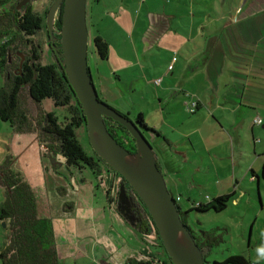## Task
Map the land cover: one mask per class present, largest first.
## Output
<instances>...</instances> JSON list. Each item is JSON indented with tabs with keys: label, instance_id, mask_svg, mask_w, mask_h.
<instances>
[{
	"label": "rangeland",
	"instance_id": "1",
	"mask_svg": "<svg viewBox=\"0 0 264 264\" xmlns=\"http://www.w3.org/2000/svg\"><path fill=\"white\" fill-rule=\"evenodd\" d=\"M244 1L87 0V65L99 100L119 113L127 114L132 121L141 112L147 127L151 125L149 128L162 135L156 139L143 130L157 156L158 144L174 151V140L179 139L175 146H187L191 152L187 153L190 156L185 166L192 165L193 168L195 162L190 160L192 158L198 165L205 162V169L199 173L191 172L187 179L186 170L174 172V161L169 162L171 169L167 171L157 160L168 190L172 193L182 190L179 204L185 205L184 211L191 206V203L187 204L188 195L204 200V195L212 194L217 187L214 184L216 169L209 162L208 147L199 146L197 129L201 127L199 121L203 115L197 120L194 117L202 112L208 117L203 121L205 129L213 124L218 127L211 115L219 119V115L227 113L223 106L229 108V104L224 103L219 111V98L231 85L245 78L241 69L246 67L237 60L238 51L233 43L251 44L247 41H252L251 28L256 20L243 19L248 13L238 14L236 5L242 6ZM50 3L51 0H31L24 10L19 11H35L43 16ZM246 5L248 9L243 11L250 9L251 2ZM96 36L108 45L106 59H101L95 51ZM34 39L45 44L48 40L45 30L42 29ZM221 54H227L223 61ZM9 59V69L14 70L18 55L10 53ZM40 62H54L47 48H42ZM5 84L6 77L0 71V86ZM250 86L247 93L259 94L264 105L263 88L260 90L257 86L259 89L255 90L253 84ZM211 97L213 105L209 103ZM199 101L202 104L200 112L192 113L190 108ZM20 106L31 120H37L38 113L42 112L38 109L53 112L59 122L67 114L64 108L54 107L50 100L36 105L28 95L27 86L21 92ZM262 108L264 106L257 115L264 119ZM33 126L35 123L27 132L19 133L0 121V166L9 167L14 175L19 176L20 183L26 184L37 196L38 216L51 220L58 255L63 261L60 264H101L102 261L121 264L125 255L131 254L120 249L124 239L132 249L141 250L138 240L130 237V232L124 228L127 225L120 223L119 213L123 210L116 195L112 200L107 196L110 187L107 182L105 186L101 177L105 173L97 175L88 167L65 168L63 164L58 167L56 162H62L58 155L53 158L56 159L53 163L59 174L56 172L58 175L52 176L51 162L42 158L43 147ZM190 129L196 130L190 138L197 147L194 154L187 139L177 138L174 133ZM210 133L217 141L223 136L221 131L211 130ZM77 139L83 150L93 155L86 126L77 130ZM209 148L213 149L212 153L215 151L213 147ZM215 158L216 165H219L221 162ZM225 174L230 172L225 170ZM174 178L180 183L179 188L174 187ZM191 180L195 182L194 189L188 187L187 181ZM111 193L114 194L112 189L110 198ZM248 193H251L250 189ZM251 198L252 207L232 208L227 204L226 211L220 213L189 211L187 221L192 231L197 233L217 228L221 229L218 233L224 234L223 241L206 254L207 262H222L228 256L236 255L251 264H264V211L260 210L261 202L255 189ZM4 199L5 189L0 184L1 205ZM254 215H257V221L253 225ZM4 229L2 227L0 232L4 233ZM96 242L101 246L94 245ZM133 244L137 246L133 248ZM93 254L97 255L96 260L92 259Z\"/></svg>",
	"mask_w": 264,
	"mask_h": 264
},
{
	"label": "trees",
	"instance_id": "2",
	"mask_svg": "<svg viewBox=\"0 0 264 264\" xmlns=\"http://www.w3.org/2000/svg\"><path fill=\"white\" fill-rule=\"evenodd\" d=\"M19 1L0 0V71L6 77L5 86H0V121L9 124L19 133L27 132L35 123L33 130L36 132L40 146L43 147L41 156L47 162H51L52 172H57V167L52 163L56 162V159L53 158L59 155L65 168L83 169L88 167L92 172L96 171L95 174L97 175L103 172L113 173L114 176L122 180V184L132 190L124 178L105 164L94 151L93 155L90 156L83 150L77 139V130L80 128L85 129L86 120L68 82L61 60L55 58L51 64H42L40 62L41 55L36 48L37 45L32 43L34 37L42 29L45 30L47 38H49L45 22L48 9L54 0H51L43 16L35 11L21 13L23 9L18 12L16 5ZM61 16L62 7L55 15L53 29L56 31H60ZM29 41L32 45L33 55L27 58L20 67L17 63L14 70H10L8 64L9 49L12 46L17 49L19 42ZM40 43L37 41L38 46ZM94 46L98 56L101 59H106L108 45L105 40L96 36ZM26 86L30 99L36 105L39 106L43 101L50 100L54 107L64 108L67 114L63 117V121L59 122L53 112H46L43 109H38L42 112L38 113L37 120L29 119L20 106V95ZM193 112H195V109H193ZM122 115L127 117V115ZM127 118L129 119V117ZM133 122L142 131L151 133L152 137L156 139L162 137L159 133L147 127L141 112L137 114ZM104 123L117 143L129 152L136 151L132 136L122 125L110 118H104ZM56 164L59 163L56 162ZM157 167L160 170L158 163ZM262 178L264 179V166ZM0 184L5 189V199L0 205V222L6 224L4 239L0 248V264H60L62 260L58 255L51 220L38 216L37 196L31 192L26 184L20 183V178L16 173L14 175L9 167L3 165L0 166ZM169 192L179 209L182 223L188 226L196 245L200 248L205 264H251L242 256L236 255L228 256L222 262H207L205 259L206 254L209 253L211 248L218 246L223 241L222 236L224 234L218 233L217 231L221 229L217 228L196 233L188 225L187 214L189 211L195 210L199 213L223 212L232 198L231 194L216 197L206 204L199 203L197 207L183 212L180 208V201L176 202L177 195L171 191ZM109 193L110 190L107 191V196L109 200H112ZM139 202H141L140 199ZM131 219L141 233L149 235L153 231L158 240L161 241L143 203L142 211H135V215ZM160 244L163 249L161 242ZM163 252L166 256L164 264H172L164 249ZM123 264H153V262L130 257Z\"/></svg>",
	"mask_w": 264,
	"mask_h": 264
},
{
	"label": "crops",
	"instance_id": "3",
	"mask_svg": "<svg viewBox=\"0 0 264 264\" xmlns=\"http://www.w3.org/2000/svg\"><path fill=\"white\" fill-rule=\"evenodd\" d=\"M250 2V9L243 11L244 9H248L246 8V4H249ZM237 3L239 4V1H237ZM238 4L236 5L238 14L241 15L243 13H248V15H245L243 19L249 18L251 20H256L251 28L252 41H247L251 44H247L245 42L237 43L236 41L233 43L234 49H237L238 51L236 55L237 60L240 61L241 66L246 67V69H241L245 75V78H241V82L231 85L228 90L224 91L219 98V111L224 108L227 113L222 114L221 116L219 115V119H216L213 115H211L212 118H214L218 123V127L213 124L210 127L207 126L208 128L205 129L203 121L206 119L208 120V117L205 114H201L202 112L199 111V109L202 107L200 101L194 103L195 111L200 112L197 113L196 117L194 118L197 120L200 115H203V118L199 121L201 127L197 129L199 140L201 142L199 146L203 145L204 147H208L206 148V151L209 156V162H211L210 164L216 169L214 184L217 185V187H213L215 189L212 191V194L204 195V200L202 197L195 199L192 197L193 195H188L187 204L191 203V206H189L186 211L197 207L199 203L206 204L216 197L230 194L232 195L231 202L229 200L228 203L230 207H252L253 199L251 197L254 196V189L255 192H257L258 198L261 202L260 210L261 212L264 211V179L262 178L264 166V119L259 118L257 115L258 111L264 105L262 104L263 101H260L261 99L259 94L247 93V91L249 92L248 87L251 88L250 84L254 85L255 90L259 89L257 86H260V90L262 88L264 90V42H262L264 40V0H245L242 6ZM247 32L250 34L249 30H247ZM226 58L227 54L220 55V59H222V61ZM209 103L211 105L214 104L213 97L209 99ZM224 103H228L229 108L224 106L222 108V104ZM262 109L264 111V108ZM257 120L259 125L255 122ZM149 127L152 126L149 125ZM211 130L213 132H222L223 136L220 137V141H217V139H215L216 136L214 137V135L210 133ZM195 131V129H190L187 131H174V133L177 135V138L187 139V142L190 145L189 147H191V149L194 151H192L193 154L197 150V147L190 140V138L194 135ZM178 140L179 139L174 140V151L166 149L165 147L158 144L159 156L156 154L157 160L158 162L160 161V165H163L164 169L167 171L171 169L169 162L174 161V172L186 170V178L188 179L191 172L196 171L199 173L200 170L205 169V162H202L201 165H198L192 158L190 160L195 162L193 163V168L192 165L189 167L185 166L184 164H187L186 160L188 159V156H190L187 155V153L191 152L188 151L189 149H187V146H184L183 148H179V146L176 147L175 144H178ZM209 147H213L215 151L212 153L211 150L213 149H210ZM215 157H217L218 161L221 162L219 165H216L217 163ZM223 161L224 164L222 163ZM58 163L59 167L62 162L59 161ZM53 165L55 164L53 163ZM225 170L228 173L230 172V174H225ZM57 173L52 172L51 175H58L59 173ZM101 177L104 179L105 186L107 185V182V186L110 187V191L111 189L113 190L114 194L111 193V199H113L115 195L117 196L119 178L114 176L112 173H105V176L101 175ZM64 178L67 180L66 176H64ZM58 181L60 182L61 180ZM178 184L180 183L174 178V187L179 188ZM187 184L188 187L194 189L192 185H195V182L193 180L187 181ZM248 189L251 191L250 194L248 193ZM239 190L242 192H239ZM175 192L176 193L174 194L181 198V202L183 195L182 190L177 189ZM184 206L185 205L182 204L180 205V208L183 212H186L184 211ZM226 209L224 211H226ZM117 213L115 214L117 215ZM119 215H121L119 217L120 223L122 225L123 223L124 225H127L128 228L124 226L123 227L130 232V237H134L138 240L137 244L139 247H141V250H134L129 246L130 244L128 240L125 242L124 239V243L121 245L120 249L124 250V252L126 251V253H131L130 255H125V261L130 257H134L136 259L150 260L153 262V264H164L166 262V256L163 252L164 248L162 249L160 244L161 241L158 240L154 232H148L149 235L141 233L132 219L124 212L121 211V214L119 213ZM256 221L257 215H254L253 225ZM1 230L2 226L0 222V231ZM3 239L4 233L0 232V248L2 246ZM94 245L101 246L98 242H96ZM132 246L134 248L137 245L133 244ZM96 258L97 255L93 254L92 259L96 260ZM101 264H107V262L102 261Z\"/></svg>",
	"mask_w": 264,
	"mask_h": 264
},
{
	"label": "water",
	"instance_id": "4",
	"mask_svg": "<svg viewBox=\"0 0 264 264\" xmlns=\"http://www.w3.org/2000/svg\"><path fill=\"white\" fill-rule=\"evenodd\" d=\"M31 0H20L22 10ZM87 0H54L46 15V27L53 44L55 15L62 7L59 58L68 82L82 108L92 150L128 183L146 207L163 248L172 264H205L187 225L182 223L164 176L157 167V156L136 123L101 102L87 65ZM104 118L122 125L132 136L136 151L129 152L108 132ZM124 195L119 188V200ZM5 228L6 224L1 222Z\"/></svg>",
	"mask_w": 264,
	"mask_h": 264
},
{
	"label": "flooded vegetation",
	"instance_id": "5",
	"mask_svg": "<svg viewBox=\"0 0 264 264\" xmlns=\"http://www.w3.org/2000/svg\"><path fill=\"white\" fill-rule=\"evenodd\" d=\"M29 5V4H27ZM27 5L25 7H27ZM23 8V10L25 9ZM86 17H87V12H86ZM56 39H54L53 44L50 42V36L48 40L45 42V44L40 43L38 46L37 41L35 39L32 40V43L37 45V50L39 51L40 55L42 56V48H47V52L51 53V55L55 58H59L60 55V35L59 31L54 30ZM30 42V41H29ZM19 42L17 49H14L12 46L11 49H9L8 54L10 53H16L18 55V66L20 67L30 56L33 55L32 53V45L31 42ZM23 51V53L21 52ZM8 62H11L8 56ZM19 70V68H17ZM142 131V130H141ZM142 133L145 136V133L142 131ZM135 152V151H133ZM113 174V173H112ZM115 175V174H114ZM117 177V176H116ZM119 178V177H118ZM123 188V193L124 195L120 198L119 200V188ZM118 191H117V196L116 200L118 202V205L122 207V212H124L128 217H133L135 215V211H142V203L139 202L138 196L134 193L133 190H129L128 187L125 184H122V180L119 178L118 179Z\"/></svg>",
	"mask_w": 264,
	"mask_h": 264
},
{
	"label": "built area",
	"instance_id": "6",
	"mask_svg": "<svg viewBox=\"0 0 264 264\" xmlns=\"http://www.w3.org/2000/svg\"><path fill=\"white\" fill-rule=\"evenodd\" d=\"M194 106H195V104L192 107H194ZM256 122L259 124L258 120ZM178 201H180V197L176 196V202H178Z\"/></svg>",
	"mask_w": 264,
	"mask_h": 264
},
{
	"label": "clouds",
	"instance_id": "7",
	"mask_svg": "<svg viewBox=\"0 0 264 264\" xmlns=\"http://www.w3.org/2000/svg\"><path fill=\"white\" fill-rule=\"evenodd\" d=\"M193 109H194V107H191V108H190V111L192 112V111H193ZM162 246H163V245H162Z\"/></svg>",
	"mask_w": 264,
	"mask_h": 264
}]
</instances>
